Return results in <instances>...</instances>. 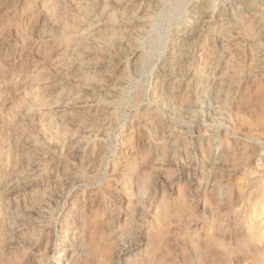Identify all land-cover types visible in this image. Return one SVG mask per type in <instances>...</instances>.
I'll return each instance as SVG.
<instances>
[{"label":"rangeland","instance_id":"rangeland-1","mask_svg":"<svg viewBox=\"0 0 264 264\" xmlns=\"http://www.w3.org/2000/svg\"><path fill=\"white\" fill-rule=\"evenodd\" d=\"M72 248L264 264V0H0V264Z\"/></svg>","mask_w":264,"mask_h":264},{"label":"bare ground","instance_id":"bare-ground-1","mask_svg":"<svg viewBox=\"0 0 264 264\" xmlns=\"http://www.w3.org/2000/svg\"><path fill=\"white\" fill-rule=\"evenodd\" d=\"M262 5V4H261ZM70 251H72V254L70 255L67 264H76L78 260L79 253L75 255V248H72Z\"/></svg>","mask_w":264,"mask_h":264}]
</instances>
